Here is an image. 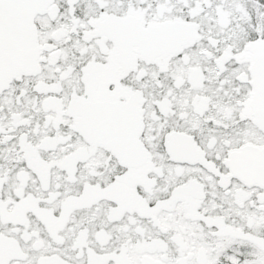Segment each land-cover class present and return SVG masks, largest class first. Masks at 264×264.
<instances>
[{"label": "snow or ice", "instance_id": "6c2138e0", "mask_svg": "<svg viewBox=\"0 0 264 264\" xmlns=\"http://www.w3.org/2000/svg\"><path fill=\"white\" fill-rule=\"evenodd\" d=\"M0 264H264V0H0Z\"/></svg>", "mask_w": 264, "mask_h": 264}]
</instances>
